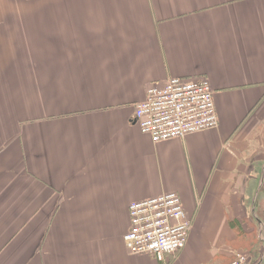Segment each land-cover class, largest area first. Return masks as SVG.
<instances>
[{
	"label": "crops",
	"instance_id": "crops-1",
	"mask_svg": "<svg viewBox=\"0 0 264 264\" xmlns=\"http://www.w3.org/2000/svg\"><path fill=\"white\" fill-rule=\"evenodd\" d=\"M171 77L207 78L219 123L154 143L134 105ZM260 168L264 0H0V264H220L253 233L264 264ZM168 191L185 247L130 253L128 205Z\"/></svg>",
	"mask_w": 264,
	"mask_h": 264
},
{
	"label": "built area",
	"instance_id": "built-area-1",
	"mask_svg": "<svg viewBox=\"0 0 264 264\" xmlns=\"http://www.w3.org/2000/svg\"><path fill=\"white\" fill-rule=\"evenodd\" d=\"M134 120L154 143L212 129L219 123L213 90L204 77H171L162 84L151 83L134 105ZM128 215L123 240L132 254L163 260L188 241L191 220L175 191L130 202ZM227 264H248V255L239 252Z\"/></svg>",
	"mask_w": 264,
	"mask_h": 264
},
{
	"label": "rangeland",
	"instance_id": "rangeland-1",
	"mask_svg": "<svg viewBox=\"0 0 264 264\" xmlns=\"http://www.w3.org/2000/svg\"><path fill=\"white\" fill-rule=\"evenodd\" d=\"M44 18H40V19H22L21 20H18L17 23L19 24V26H17L19 28V30H25L24 29V25H27V30H42L40 28L41 26V23H46L45 27L43 28V30H55V25H54V20H43ZM31 26V27H30ZM12 29V27H11ZM213 98H214V93H213ZM215 103V102H214ZM217 112V110H216ZM217 116H218V113H217ZM218 120H219V117H218ZM262 169V168H260ZM262 171L264 172V168L262 169ZM264 188V186L262 187ZM247 237V236H246ZM255 238V234L253 233L252 235L250 234L248 236V238L246 239H243L240 243H239V246H240V250H235L234 252L231 253V256L228 258V259H225L223 260L220 264H227L229 261L233 260L237 253L241 252V253H245L246 255L248 254V251L250 248L249 246V243L251 244L253 239Z\"/></svg>",
	"mask_w": 264,
	"mask_h": 264
},
{
	"label": "trees",
	"instance_id": "trees-1",
	"mask_svg": "<svg viewBox=\"0 0 264 264\" xmlns=\"http://www.w3.org/2000/svg\"><path fill=\"white\" fill-rule=\"evenodd\" d=\"M237 229L240 231V228H237ZM240 232H241V231H240ZM255 241H256V236H255V238L253 239L252 243H251V244L249 243V246H250L251 249H249V251H248V255H249V256H253V257L256 256V258H258V257H259V251L257 250L256 245L254 244ZM249 256H248V259H249ZM250 264H251V263H250Z\"/></svg>",
	"mask_w": 264,
	"mask_h": 264
}]
</instances>
